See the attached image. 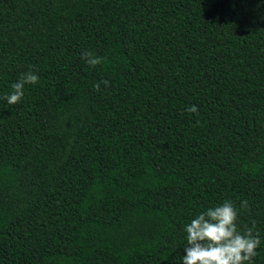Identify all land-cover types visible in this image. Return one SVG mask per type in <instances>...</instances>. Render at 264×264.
Returning a JSON list of instances; mask_svg holds the SVG:
<instances>
[{
	"label": "trees",
	"instance_id": "1",
	"mask_svg": "<svg viewBox=\"0 0 264 264\" xmlns=\"http://www.w3.org/2000/svg\"><path fill=\"white\" fill-rule=\"evenodd\" d=\"M29 71L0 99V264H182L226 200L264 264V0H0V97Z\"/></svg>",
	"mask_w": 264,
	"mask_h": 264
},
{
	"label": "clouds",
	"instance_id": "2",
	"mask_svg": "<svg viewBox=\"0 0 264 264\" xmlns=\"http://www.w3.org/2000/svg\"><path fill=\"white\" fill-rule=\"evenodd\" d=\"M82 59L90 67L102 63V58L95 56L90 51L82 53ZM39 76L29 71L21 75L18 82L12 85V92L0 99L8 105H15L24 96L25 85H35ZM105 87L107 80L102 81ZM100 90V83L93 86ZM187 111L196 113L195 106H189ZM241 210L248 208V202L241 201ZM238 211L230 200L224 201L219 206L209 208L197 215L185 226L186 247L182 264H251L257 255L256 249L260 245L259 233L253 232L256 222L252 221V227H245L243 233L237 228Z\"/></svg>",
	"mask_w": 264,
	"mask_h": 264
}]
</instances>
